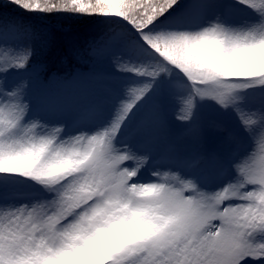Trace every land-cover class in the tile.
I'll use <instances>...</instances> for the list:
<instances>
[{"label":"rangeland","instance_id":"1","mask_svg":"<svg viewBox=\"0 0 264 264\" xmlns=\"http://www.w3.org/2000/svg\"><path fill=\"white\" fill-rule=\"evenodd\" d=\"M132 6L51 88L50 28L0 17V264H264V0Z\"/></svg>","mask_w":264,"mask_h":264},{"label":"trees","instance_id":"2","mask_svg":"<svg viewBox=\"0 0 264 264\" xmlns=\"http://www.w3.org/2000/svg\"><path fill=\"white\" fill-rule=\"evenodd\" d=\"M26 2L36 6V10L39 13L37 18L31 16L28 6L25 5ZM97 2L98 0H85L86 9L78 12L75 5L72 4V0H14L8 5L0 4V15L21 16L34 30H38L39 22L50 27L48 36L52 46L51 50L44 55L43 62L49 65L52 75L58 78L63 64L57 62V66H55L56 63L52 61V54L63 53L71 62V54L73 52L84 53V56H86L91 42L108 35L111 28L114 31L119 29L120 24L100 19L95 13ZM129 7V18H132L131 24H127V26H133L137 14L132 6V0H129ZM67 26L68 30L65 29ZM69 46L73 47L72 50H69ZM242 81L236 82L240 83ZM250 82L252 81H245V86H248ZM121 256L123 255L120 252L119 258ZM119 258L118 262L126 261V259ZM114 262L115 260H111L105 264H114Z\"/></svg>","mask_w":264,"mask_h":264}]
</instances>
